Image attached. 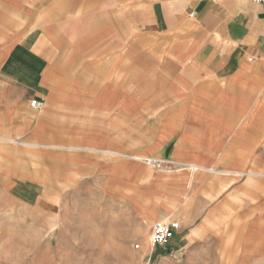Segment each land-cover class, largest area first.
Listing matches in <instances>:
<instances>
[{
    "label": "crops",
    "instance_id": "crops-1",
    "mask_svg": "<svg viewBox=\"0 0 264 264\" xmlns=\"http://www.w3.org/2000/svg\"><path fill=\"white\" fill-rule=\"evenodd\" d=\"M114 153L215 171L151 168L178 253H264V4L0 0V193L39 209L56 183L144 185Z\"/></svg>",
    "mask_w": 264,
    "mask_h": 264
},
{
    "label": "rangeland",
    "instance_id": "rangeland-1",
    "mask_svg": "<svg viewBox=\"0 0 264 264\" xmlns=\"http://www.w3.org/2000/svg\"><path fill=\"white\" fill-rule=\"evenodd\" d=\"M114 154V164L131 158L150 166L148 175L137 180L144 185L127 184L117 177L119 171H114V185L100 187L99 179L74 187L56 183L53 192L38 195L39 209L0 193V264H264V253H178L182 230L167 245L153 247V212L174 209L175 194L149 187L156 179L152 169L173 174L215 171L146 157L153 160L149 165L135 155ZM144 188L154 191L141 193ZM168 217L180 223L173 212Z\"/></svg>",
    "mask_w": 264,
    "mask_h": 264
},
{
    "label": "built area",
    "instance_id": "built-area-1",
    "mask_svg": "<svg viewBox=\"0 0 264 264\" xmlns=\"http://www.w3.org/2000/svg\"><path fill=\"white\" fill-rule=\"evenodd\" d=\"M254 2L264 4V0H253ZM44 101L33 100L30 103V108L34 111L43 109ZM193 168V167H192ZM180 230V223L175 220L168 222H157L151 230L150 240L153 247H163L171 241L176 233Z\"/></svg>",
    "mask_w": 264,
    "mask_h": 264
},
{
    "label": "bare ground",
    "instance_id": "bare-ground-1",
    "mask_svg": "<svg viewBox=\"0 0 264 264\" xmlns=\"http://www.w3.org/2000/svg\"><path fill=\"white\" fill-rule=\"evenodd\" d=\"M111 155H113V154H111ZM114 155H115V154H114ZM136 158H139V160L142 159V157H136ZM146 162L150 165V164L153 163V160L148 159V160H146ZM156 162H157V161H156Z\"/></svg>",
    "mask_w": 264,
    "mask_h": 264
}]
</instances>
